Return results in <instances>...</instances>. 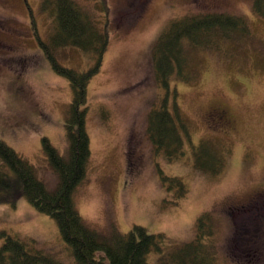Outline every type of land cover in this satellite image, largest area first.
<instances>
[{"label": "rangeland", "instance_id": "rangeland-1", "mask_svg": "<svg viewBox=\"0 0 264 264\" xmlns=\"http://www.w3.org/2000/svg\"><path fill=\"white\" fill-rule=\"evenodd\" d=\"M76 1L101 28L109 24L106 54L88 85L91 155L74 192L84 221L103 232L114 224L122 233L134 225L163 233L166 241L148 263L178 264L171 254L195 239L198 218L209 212L213 227L205 247L215 251V264H264V16L253 12L254 0ZM41 2L0 0V138L53 190L59 179L42 140L48 137L68 156L72 89L41 45L53 24ZM208 12L246 15L252 37L233 38L225 51L190 48L188 67L199 69L197 80L172 74L163 87L153 43L173 19ZM55 52L62 65L80 71L95 63L78 47ZM163 103L172 114L177 107L191 134L175 159L157 153L147 132L151 109ZM207 138L231 149L217 175L194 165L193 149ZM164 176L181 178L187 193L179 196V186ZM56 222L25 197L0 204V232L33 242L60 264H77ZM4 241L1 236L0 247Z\"/></svg>", "mask_w": 264, "mask_h": 264}, {"label": "trees", "instance_id": "trees-1", "mask_svg": "<svg viewBox=\"0 0 264 264\" xmlns=\"http://www.w3.org/2000/svg\"><path fill=\"white\" fill-rule=\"evenodd\" d=\"M41 6L49 12L53 22L49 40L41 41V45L54 69L69 78L72 89V101L66 110L65 120L68 156L61 155L50 139L43 137L49 164L59 179L56 188L49 190L38 178L34 164L0 138V204L16 205L21 197H25L39 211L55 218L77 264H149L150 252L160 250V243L166 241L163 233H150L141 225H134L129 232L122 233L114 224L110 231L103 232L84 221L74 201V192L86 176L91 155L86 127L88 85L106 54L109 24L106 22L101 28L76 0H42ZM252 8L256 15L264 16V0H254ZM251 26L246 15L228 12L184 15L173 19L152 46V62L159 83L168 88L172 74L184 82L197 80L199 69L188 67L190 48L194 51H225L227 42L233 38L239 42L243 37H252ZM65 47H78L89 54L95 59L94 66L80 71L62 65L55 51ZM175 110L172 114L163 103L161 107L151 109L148 119L147 132L155 151L164 153L169 159L181 156L186 141H192L186 122L177 107ZM230 150L227 145L203 139L193 149L194 165L199 171L217 175L224 169ZM164 179L179 186V196L187 193L181 178L164 176ZM211 218L209 212L200 215L195 239L181 245L176 256L171 254V259L178 264H215V251L205 247L210 245L207 234L212 233ZM1 236H5V241L0 247V264H60L33 242L4 231L0 232ZM210 241L214 244L213 239Z\"/></svg>", "mask_w": 264, "mask_h": 264}]
</instances>
